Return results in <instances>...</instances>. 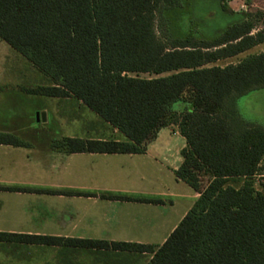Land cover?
<instances>
[{"label":"trees","instance_id":"16d2710c","mask_svg":"<svg viewBox=\"0 0 264 264\" xmlns=\"http://www.w3.org/2000/svg\"><path fill=\"white\" fill-rule=\"evenodd\" d=\"M255 28L225 0H0V39L51 81L29 91L74 96L123 136L52 148L142 153L175 124L187 146L174 173L199 193L160 245L8 231L0 241L151 252L147 264H264V123L239 107L264 89V51L214 64L264 42ZM0 143L28 144L10 132Z\"/></svg>","mask_w":264,"mask_h":264},{"label":"crops","instance_id":"0c3cea01","mask_svg":"<svg viewBox=\"0 0 264 264\" xmlns=\"http://www.w3.org/2000/svg\"><path fill=\"white\" fill-rule=\"evenodd\" d=\"M9 47L12 46L0 39V53H7ZM16 55L15 62L22 64V68L8 69L0 54V132L13 133L28 144L0 143V231L160 245L153 238L167 226L177 199L186 201L182 218L194 204L189 203V199L195 202L199 196L174 173L183 160L181 150L187 146L178 126L171 124L161 128L142 153H69L54 149L52 140L64 135H29L26 130L31 127V117L9 112L8 104H13L16 91L24 94L34 88L26 83L29 82L26 72L33 64L28 60L27 70L24 60ZM71 97L74 96L60 98ZM45 110L41 108L39 112ZM112 128L114 135L110 137L83 138L122 139L118 130ZM120 161L138 164L140 172L145 173L165 167L173 175L171 187L158 192L160 197L139 195L143 193L111 180L122 176L114 166ZM111 194L158 201L105 197ZM176 225H172L171 230ZM152 256L151 252L0 241V264H147Z\"/></svg>","mask_w":264,"mask_h":264},{"label":"rangeland","instance_id":"374dc122","mask_svg":"<svg viewBox=\"0 0 264 264\" xmlns=\"http://www.w3.org/2000/svg\"><path fill=\"white\" fill-rule=\"evenodd\" d=\"M225 1L236 11L249 10L252 12L256 24V28L253 32L264 27V0ZM9 48L10 51L7 53H0L2 55L1 59L3 60V63L6 64V68H22V64L17 61L15 62L14 54H18L16 56L21 58V60H24L25 67L29 64L28 59L22 54L14 50L12 47ZM263 51L264 42L235 56L218 60L214 64L226 65L228 63H237L249 54ZM30 64L32 65V63ZM26 69L29 70L28 67H26ZM140 75L144 77L151 76L148 73H140ZM26 76L29 77V82L26 83L30 84V87L51 83V81L45 77V74L34 65H32L29 72H26ZM13 99V104H8L10 114L15 116L25 115V118L28 115L31 117V127L29 130H26L29 135L41 134L50 137L64 135L81 138H96L99 136L110 137L114 135L112 126L87 105L81 103L76 97L66 99L40 95L32 92H25L22 94L16 91ZM179 107H181V105H179ZM239 107L247 119L264 123V89L254 90L243 95L239 100ZM41 108L46 109V121L42 120L39 122L37 120V113ZM114 166L122 172V176L119 179L112 178L111 180L124 183L125 186L127 185L128 187L143 193L139 195L160 197L157 195L158 192L164 191L167 186L171 187L170 185L172 184L173 175L172 172L165 167H156L153 169V172L149 171L145 173L140 172L141 167L138 164L133 165L128 162L126 163L125 161H120L117 164H114ZM170 199L174 200L175 198ZM181 200L182 199H177L178 202L176 201L177 203L173 208V214L168 217L165 229L153 238V241L156 244H162L171 233L172 225L178 224L183 218L180 217L182 211L186 209V201ZM189 203H194L192 198L189 199Z\"/></svg>","mask_w":264,"mask_h":264},{"label":"water","instance_id":"95a60500","mask_svg":"<svg viewBox=\"0 0 264 264\" xmlns=\"http://www.w3.org/2000/svg\"><path fill=\"white\" fill-rule=\"evenodd\" d=\"M45 112H38L37 113V120H45Z\"/></svg>","mask_w":264,"mask_h":264}]
</instances>
